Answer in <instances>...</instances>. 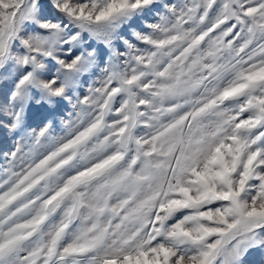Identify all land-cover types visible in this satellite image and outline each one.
I'll use <instances>...</instances> for the list:
<instances>
[{"label":"snow or ice","instance_id":"obj_1","mask_svg":"<svg viewBox=\"0 0 264 264\" xmlns=\"http://www.w3.org/2000/svg\"><path fill=\"white\" fill-rule=\"evenodd\" d=\"M0 130V264H246L264 0H0Z\"/></svg>","mask_w":264,"mask_h":264},{"label":"rangeland","instance_id":"obj_2","mask_svg":"<svg viewBox=\"0 0 264 264\" xmlns=\"http://www.w3.org/2000/svg\"><path fill=\"white\" fill-rule=\"evenodd\" d=\"M4 132L0 130V147L3 146ZM10 144V140H9ZM246 264H264V255L259 252L252 253L246 260Z\"/></svg>","mask_w":264,"mask_h":264}]
</instances>
